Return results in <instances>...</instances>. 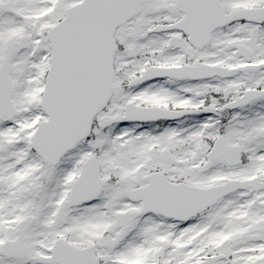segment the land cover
Returning <instances> with one entry per match:
<instances>
[{"label":"snow or ice","instance_id":"obj_1","mask_svg":"<svg viewBox=\"0 0 264 264\" xmlns=\"http://www.w3.org/2000/svg\"><path fill=\"white\" fill-rule=\"evenodd\" d=\"M0 264H264V0H0Z\"/></svg>","mask_w":264,"mask_h":264}]
</instances>
